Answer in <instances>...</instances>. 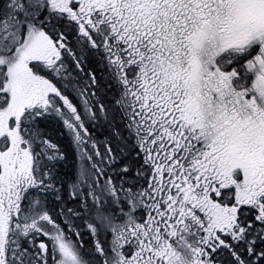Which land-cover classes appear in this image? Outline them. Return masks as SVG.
Here are the masks:
<instances>
[{
  "label": "snow or ice",
  "instance_id": "snow-or-ice-1",
  "mask_svg": "<svg viewBox=\"0 0 264 264\" xmlns=\"http://www.w3.org/2000/svg\"><path fill=\"white\" fill-rule=\"evenodd\" d=\"M0 264H264V0H0Z\"/></svg>",
  "mask_w": 264,
  "mask_h": 264
}]
</instances>
